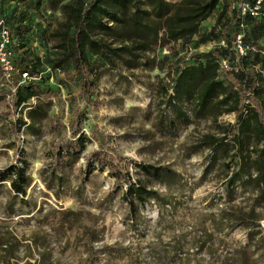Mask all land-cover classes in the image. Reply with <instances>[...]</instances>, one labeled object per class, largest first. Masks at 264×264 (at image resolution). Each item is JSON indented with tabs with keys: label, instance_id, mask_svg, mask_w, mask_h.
<instances>
[{
	"label": "rangeland",
	"instance_id": "1",
	"mask_svg": "<svg viewBox=\"0 0 264 264\" xmlns=\"http://www.w3.org/2000/svg\"><path fill=\"white\" fill-rule=\"evenodd\" d=\"M70 1L0 2L18 67L14 81L37 85L35 97L13 113L12 91L0 80L6 92H0V173L19 167L28 177L22 195L11 187L14 176L1 181L0 175V264H234L235 255L241 264H264V175L250 160L263 147L256 124L240 136L242 149L231 138L238 130L236 112H201L191 102L172 100L178 72L223 42L215 37L221 33L218 16L226 5L225 17L233 18L241 0L220 3L191 39L133 55L114 53L111 61L90 55L99 65V109L80 99V87L67 83L55 64L62 36L73 33L64 8ZM142 1L140 7L150 9ZM207 35L211 40L203 42ZM24 51L42 59L39 77L24 76ZM255 67L264 95V58ZM72 107L81 111L87 141L59 172L51 152L73 141ZM92 155H106L125 179L118 183L97 159L89 166ZM227 162L237 172L234 184ZM144 166L164 172L146 175ZM133 185L149 193L131 208L126 194Z\"/></svg>",
	"mask_w": 264,
	"mask_h": 264
},
{
	"label": "trees",
	"instance_id": "2",
	"mask_svg": "<svg viewBox=\"0 0 264 264\" xmlns=\"http://www.w3.org/2000/svg\"><path fill=\"white\" fill-rule=\"evenodd\" d=\"M21 4L27 0H3ZM38 6L43 0H34ZM64 0H47L51 5H57ZM150 9H142V0H71L64 5L67 10L68 19L73 28L72 35H64L62 41V52L56 59V67L63 72L64 80L70 84H77L81 89L80 99L93 109H99L101 102L95 99L94 91L97 86V73L99 65L92 61L96 57L111 61L112 55L118 53L122 56L125 53L133 55L135 52H148L155 47H165L168 44L191 39L200 33L201 25L208 20L218 9V5L228 0H182L178 4L168 3L166 0H145ZM249 1L255 4L258 0ZM226 5L218 16L221 24V33L215 35L216 41L225 43L223 46L218 43L213 50L203 57H197V61L178 72L174 80L175 95L172 100L178 102H191L194 108L201 112L209 108L223 107L225 110L218 114L236 112L238 124L237 133L231 138L237 140L244 149V142L241 135L251 132V123L254 122L263 137V147L257 158L251 159L257 169L258 176L264 175V95L259 91L260 75L257 74L255 64L264 58V18L244 17L246 29L244 32L243 46L247 49L246 55H240L236 48V37L241 33V19L238 9L233 18H226ZM131 9L133 12L128 13ZM261 11L264 13V0ZM123 14V15H122ZM0 20L2 13L0 12ZM25 21L24 15L20 18L21 34ZM24 36V33L22 34ZM212 36L207 35L203 42L211 40ZM113 44H118L117 49ZM24 48V46H20ZM91 55V57H90ZM116 54V56H118ZM21 59L26 64L25 72L28 76L39 77L42 59L38 56H31L24 51ZM227 59L230 69L222 67L221 62ZM253 61L255 64H251ZM16 67L17 64L15 63ZM18 69V67H17ZM2 84H7L10 89L15 86L16 92L12 93V110L17 113L20 108L28 104L36 95V84L19 86L14 78L6 82L2 78ZM1 96L5 95L4 89L0 90ZM255 103V104H254ZM34 112L41 113V108L35 107ZM72 118L68 128L73 141L63 147L58 145L52 150V161L57 171H62L63 162L68 160L70 154H76L85 147L87 141L84 133L80 132L81 111L72 107ZM42 114V113H41ZM15 126L14 130L17 131ZM99 137V136H95ZM99 140H102L98 138ZM102 143V142H101ZM99 161L100 169L110 167V174L120 183L125 176L118 171L113 164H110L107 156L88 158ZM238 161V156L233 158V163ZM246 162V159H245ZM232 164L226 163L227 170L233 173V179L229 184L236 181L237 172L232 169ZM261 164H263L261 167ZM263 169V170H262ZM142 171L146 175H161L164 168L144 166ZM92 173L90 169L88 176ZM1 181L14 176L11 179V187L14 192L26 195L28 177L24 169L10 167L6 172L0 173ZM264 186V179L261 181ZM149 191L141 186H131L126 194L130 207L135 206V200L144 203V197ZM245 256V252H242ZM235 255L234 264H241L242 258ZM240 259V261H239Z\"/></svg>",
	"mask_w": 264,
	"mask_h": 264
},
{
	"label": "built area",
	"instance_id": "3",
	"mask_svg": "<svg viewBox=\"0 0 264 264\" xmlns=\"http://www.w3.org/2000/svg\"><path fill=\"white\" fill-rule=\"evenodd\" d=\"M262 1L258 0L254 5L247 2L242 1L238 5V11L240 13V27L242 29L241 33H239L236 37V48L240 55H246V48L243 46V38L244 32L246 29V25L244 24V17L251 16L253 18H264V13L261 11ZM1 2V0H0ZM12 44V35L11 31L6 26L3 20H0V78L5 79L6 82H10L17 73L18 69L14 62L13 52L10 48ZM225 46V43H221ZM222 67L226 70L230 69V63L227 59H224L222 62ZM24 76L28 77V74L25 73ZM1 80V79H0ZM15 88H12V93H15ZM12 94L9 96V99L12 100Z\"/></svg>",
	"mask_w": 264,
	"mask_h": 264
}]
</instances>
